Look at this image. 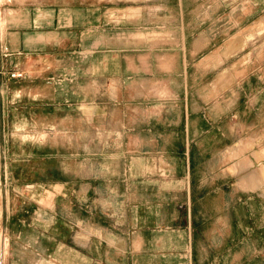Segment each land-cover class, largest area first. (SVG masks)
<instances>
[{"label":"crops","instance_id":"crops-1","mask_svg":"<svg viewBox=\"0 0 264 264\" xmlns=\"http://www.w3.org/2000/svg\"><path fill=\"white\" fill-rule=\"evenodd\" d=\"M47 11L8 9L0 28L2 264H264V65L249 46L201 56L197 40L117 43L127 33L104 27L97 69L57 80L56 61L38 66L56 45ZM30 105L47 138H26Z\"/></svg>","mask_w":264,"mask_h":264},{"label":"rangeland","instance_id":"rangeland-1","mask_svg":"<svg viewBox=\"0 0 264 264\" xmlns=\"http://www.w3.org/2000/svg\"><path fill=\"white\" fill-rule=\"evenodd\" d=\"M257 1L259 0H0V28L5 29L8 9H41L47 13H50L47 10H56L58 21L51 29L57 32L56 45L40 51L42 57L38 66L42 68L41 73H48L49 64L56 61L54 65L57 68V80L72 73L80 76L86 70L97 69L94 50L97 47V36L104 27L106 36L110 38H116L120 32L127 33L124 39H116L117 43H127L130 40L129 33L131 41L134 42L136 38L139 43L161 36H167L168 41H172V37L176 38L177 35L188 46L197 40L193 45L208 46L201 56L222 46L229 38L235 47L249 46L242 54L246 56L245 60L252 59L254 66L250 69L255 70L253 68L264 65V14L258 13ZM100 20L106 26L99 27ZM108 26L112 29H107ZM121 48H126L124 53L128 54V47ZM39 85L42 86L43 83ZM68 103L70 101H66L64 97L60 98L56 113L58 123H61L59 120L70 110L66 109ZM27 111H30L26 116L30 129L25 132L26 138H47L45 129L39 133L32 126L34 120L40 121V116L36 111L32 112L34 108L31 105ZM48 111V105L42 106V122L55 119V116H49ZM0 224L5 230L1 221ZM8 248L9 246L6 247L7 250Z\"/></svg>","mask_w":264,"mask_h":264},{"label":"built area","instance_id":"built-area-1","mask_svg":"<svg viewBox=\"0 0 264 264\" xmlns=\"http://www.w3.org/2000/svg\"><path fill=\"white\" fill-rule=\"evenodd\" d=\"M1 14H2V11L0 9V16ZM10 77L12 79H23L25 75H24V72L20 70H13L10 73ZM9 242H10L9 236L8 234H6V231L2 229V226L0 224V264H2V262L7 256L8 250L6 249V247L9 246Z\"/></svg>","mask_w":264,"mask_h":264}]
</instances>
